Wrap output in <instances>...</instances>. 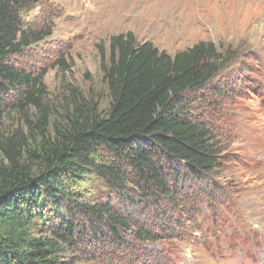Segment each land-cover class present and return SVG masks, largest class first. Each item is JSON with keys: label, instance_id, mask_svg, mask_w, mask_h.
<instances>
[{"label": "trees", "instance_id": "1", "mask_svg": "<svg viewBox=\"0 0 264 264\" xmlns=\"http://www.w3.org/2000/svg\"><path fill=\"white\" fill-rule=\"evenodd\" d=\"M29 2L0 0V122L10 109L42 105L46 73L33 76L13 63L51 35L24 27ZM111 43L105 116L78 109L67 130L43 135L29 160L19 144L1 146L10 163L0 168V264H73L69 253L124 245L122 232L134 242L166 240L186 181L200 183L220 167L219 145L192 100L228 55L200 43L172 58L131 34ZM92 182L105 188L95 202ZM146 212L153 218L144 220Z\"/></svg>", "mask_w": 264, "mask_h": 264}, {"label": "rangeland", "instance_id": "2", "mask_svg": "<svg viewBox=\"0 0 264 264\" xmlns=\"http://www.w3.org/2000/svg\"><path fill=\"white\" fill-rule=\"evenodd\" d=\"M22 20L51 35L13 59L33 76L46 74L41 107L10 109L0 122L5 169L1 146L19 144L28 159L43 135L67 130L78 109L108 113L113 38L131 34L172 58L200 43L228 55L210 88L192 100L197 121L219 145L220 167L200 183L186 181L182 208L170 212L171 236L134 242L122 232L124 245L69 253L73 264H264V0H30ZM92 183L95 202L105 188Z\"/></svg>", "mask_w": 264, "mask_h": 264}]
</instances>
